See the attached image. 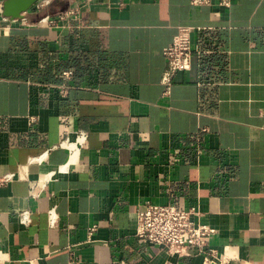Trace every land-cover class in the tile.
Returning a JSON list of instances; mask_svg holds the SVG:
<instances>
[{
    "label": "crops",
    "instance_id": "0c3cea01",
    "mask_svg": "<svg viewBox=\"0 0 264 264\" xmlns=\"http://www.w3.org/2000/svg\"><path fill=\"white\" fill-rule=\"evenodd\" d=\"M3 2L0 264H205L137 236L149 202L196 207L223 264H264V0H53L16 19ZM180 25L204 27L200 51L164 97Z\"/></svg>",
    "mask_w": 264,
    "mask_h": 264
},
{
    "label": "built area",
    "instance_id": "2783aa9c",
    "mask_svg": "<svg viewBox=\"0 0 264 264\" xmlns=\"http://www.w3.org/2000/svg\"><path fill=\"white\" fill-rule=\"evenodd\" d=\"M53 0H38L33 6L41 12L45 11ZM213 0H191L194 5L209 4ZM218 3L229 6L231 0H218ZM74 10L59 12L57 14H45L39 22L58 25L74 15ZM203 26L180 25L171 44L165 47L164 53L168 58V66L162 78V95L167 97L171 94L174 76L178 71L187 70L192 66L193 56L200 51L199 42H193L192 31L203 30ZM66 79L73 77V70L67 69L62 72ZM62 95L68 92V86H59ZM35 117H32L34 120ZM88 139V132L80 130L76 137L66 138L60 142V146L69 150L70 154H76ZM30 158V161H40L45 154ZM13 178V173H6L0 183L7 182ZM24 220H27V212H23ZM200 214L196 207L180 208L175 204H161L149 202L145 209L139 210L137 214V236L144 241L165 246L173 253L182 254L190 247H197L205 252V264H223L225 257L216 250L208 247L210 237L216 232V228L197 220ZM50 224L56 225L58 214L56 208L49 210ZM95 227L91 228V231Z\"/></svg>",
    "mask_w": 264,
    "mask_h": 264
},
{
    "label": "water",
    "instance_id": "95a60500",
    "mask_svg": "<svg viewBox=\"0 0 264 264\" xmlns=\"http://www.w3.org/2000/svg\"><path fill=\"white\" fill-rule=\"evenodd\" d=\"M38 0H4L3 14L12 19L20 18Z\"/></svg>",
    "mask_w": 264,
    "mask_h": 264
}]
</instances>
